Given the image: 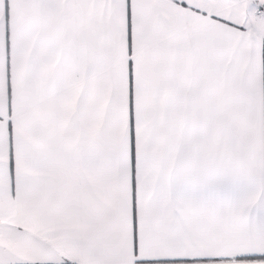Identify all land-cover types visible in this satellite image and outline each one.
<instances>
[{"label":"snow or ice","instance_id":"1","mask_svg":"<svg viewBox=\"0 0 264 264\" xmlns=\"http://www.w3.org/2000/svg\"><path fill=\"white\" fill-rule=\"evenodd\" d=\"M0 264H264V0H0Z\"/></svg>","mask_w":264,"mask_h":264}]
</instances>
